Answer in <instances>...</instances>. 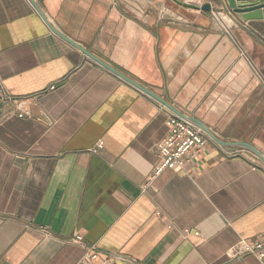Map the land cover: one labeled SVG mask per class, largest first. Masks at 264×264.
I'll use <instances>...</instances> for the list:
<instances>
[{
    "label": "crops",
    "instance_id": "crops-1",
    "mask_svg": "<svg viewBox=\"0 0 264 264\" xmlns=\"http://www.w3.org/2000/svg\"><path fill=\"white\" fill-rule=\"evenodd\" d=\"M153 1L0 0V264H264V19ZM171 115L219 143L144 189Z\"/></svg>",
    "mask_w": 264,
    "mask_h": 264
},
{
    "label": "built area",
    "instance_id": "built-area-1",
    "mask_svg": "<svg viewBox=\"0 0 264 264\" xmlns=\"http://www.w3.org/2000/svg\"><path fill=\"white\" fill-rule=\"evenodd\" d=\"M184 1V0H183ZM226 4V0H222ZM188 2V1H185ZM194 3L192 5L201 6L202 3ZM219 12H212L210 14L212 20L220 27L221 31L229 34L230 29L236 24L231 14L226 13L221 8ZM162 14V12H160ZM166 16V15H164ZM21 118L22 116L19 115ZM167 134L157 145L156 158L157 163L153 169L152 175L144 185V189L149 185L150 181L159 176L163 171L169 170L179 172L184 169L186 165L191 163L202 151L204 146L208 143L209 138L198 128L179 116H169L166 121ZM102 142H98L93 153L102 149ZM238 152L225 153L226 157H237ZM159 216V213H156ZM187 235L189 231L185 230ZM194 236H198L194 233ZM73 242L79 246L84 247L82 238L77 237ZM86 249V248H85ZM86 254L78 264H94L96 255L91 253V249H86ZM229 256L234 259H242L246 256H253L259 261H264V242H248L239 241L229 251ZM116 258L107 259L98 264H115ZM132 264V263H131Z\"/></svg>",
    "mask_w": 264,
    "mask_h": 264
},
{
    "label": "water",
    "instance_id": "water-1",
    "mask_svg": "<svg viewBox=\"0 0 264 264\" xmlns=\"http://www.w3.org/2000/svg\"><path fill=\"white\" fill-rule=\"evenodd\" d=\"M174 4H176L179 7L192 10L195 12H200L204 15H209L212 12H219L218 8L212 7L210 4L205 3L201 6L191 5L187 3H183L178 0H171ZM227 8L233 12L234 14L238 15L239 19L242 22H248L250 20H260L264 19V0H226ZM35 8V7H34ZM36 9V8H35ZM82 52L89 57L91 60H93L95 63L100 65L102 68L107 70L108 72L112 73L113 75L117 76L121 81L129 84L130 86L134 87L138 91L142 92L143 94L147 95L148 97H151L152 99L156 100L157 102H160L157 97L152 95L151 93L145 91L141 87L137 86L135 83H133L131 80L127 79L114 69L110 68L109 66L105 65L104 63L98 61L97 59L93 58L89 53L82 50ZM203 133H205L210 139H212L214 142L219 143L217 139L209 132L204 129H202Z\"/></svg>",
    "mask_w": 264,
    "mask_h": 264
},
{
    "label": "rangeland",
    "instance_id": "rangeland-1",
    "mask_svg": "<svg viewBox=\"0 0 264 264\" xmlns=\"http://www.w3.org/2000/svg\"><path fill=\"white\" fill-rule=\"evenodd\" d=\"M178 1H181L183 3H187V4H194V3H190V2H185L183 0H178ZM155 2V1H153ZM156 6L159 7L160 11L162 12V16L165 17L164 15H174V18L177 16V17H181L182 14H186V13H192L193 11L192 10H188V9H185V8H182V7H179L177 6L176 4H174L171 0H156L155 2ZM154 4V3H153ZM192 11V12H191ZM195 12V11H194ZM200 13V12H198ZM183 18V17H181ZM180 21V18H178Z\"/></svg>",
    "mask_w": 264,
    "mask_h": 264
}]
</instances>
